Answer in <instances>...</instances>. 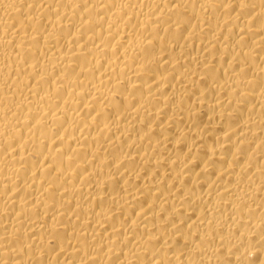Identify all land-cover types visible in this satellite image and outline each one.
I'll use <instances>...</instances> for the list:
<instances>
[{"label":"bare ground","instance_id":"1","mask_svg":"<svg viewBox=\"0 0 264 264\" xmlns=\"http://www.w3.org/2000/svg\"><path fill=\"white\" fill-rule=\"evenodd\" d=\"M0 264H264V0H0Z\"/></svg>","mask_w":264,"mask_h":264}]
</instances>
